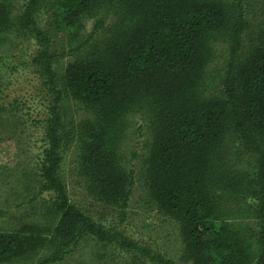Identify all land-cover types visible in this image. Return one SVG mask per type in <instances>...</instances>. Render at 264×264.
Wrapping results in <instances>:
<instances>
[{
    "label": "trees",
    "instance_id": "obj_1",
    "mask_svg": "<svg viewBox=\"0 0 264 264\" xmlns=\"http://www.w3.org/2000/svg\"><path fill=\"white\" fill-rule=\"evenodd\" d=\"M258 1L0 0V44L31 41L47 102L38 115L0 90V142L30 132L26 203L41 204L0 226V264H62L85 240L114 264H175L124 230L135 174L120 149L132 117L150 130L141 181L178 224L182 260L264 264V6L248 23ZM215 40L228 49L217 80ZM73 147L87 203L63 180Z\"/></svg>",
    "mask_w": 264,
    "mask_h": 264
},
{
    "label": "rangeland",
    "instance_id": "obj_2",
    "mask_svg": "<svg viewBox=\"0 0 264 264\" xmlns=\"http://www.w3.org/2000/svg\"><path fill=\"white\" fill-rule=\"evenodd\" d=\"M263 6L264 0L255 4L258 10L254 16L248 18L249 25L256 23ZM92 24L93 20L87 21V32ZM29 42L7 37L6 41L0 44V90L4 102H10L14 98L20 99L27 104V109L33 108L40 115L47 102L44 99V89L36 75L31 72L29 58L35 48L31 41ZM212 50L213 58L208 74H216L217 80L226 64L228 49L220 40H215L212 42ZM82 114L81 111L75 110L72 118L77 121ZM21 135L19 139L14 137L10 140H6V136L3 135L1 137L3 141L0 142V211L8 213L7 216L0 217L2 227L12 228L20 221L31 220L41 207V204H37L38 200L33 204L26 203L27 198L35 194L25 187L27 185L30 189L34 187L35 175L32 172V165L35 164L34 155L37 154V148L29 137L30 132ZM150 143V130L147 125L139 117L130 118L120 154L125 167L133 170L135 184L124 230L136 242L164 255L175 264H190L181 258L182 243L178 224L157 208L141 181ZM77 166L78 150L73 147L64 155L63 180L73 201L87 203L86 200L89 198L86 197L84 181ZM107 251L108 249L99 248L93 241L85 240L62 264H114L106 258L105 253L109 255ZM128 262L126 258L120 257L115 260L116 264H129Z\"/></svg>",
    "mask_w": 264,
    "mask_h": 264
}]
</instances>
